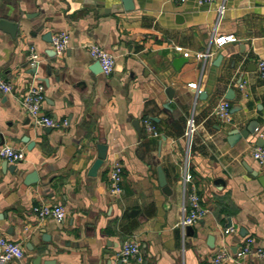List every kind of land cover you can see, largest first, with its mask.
<instances>
[{
  "label": "crops",
  "instance_id": "crops-1",
  "mask_svg": "<svg viewBox=\"0 0 264 264\" xmlns=\"http://www.w3.org/2000/svg\"><path fill=\"white\" fill-rule=\"evenodd\" d=\"M220 1L130 0L131 9L114 10L95 0H0V21L18 23L15 37L0 29V75L12 86L0 91V146L24 151L17 163L0 158V235L24 249L9 264H205L221 248L229 253L224 264H264V164L251 156L264 145V81L256 67L264 59V0H224L222 17ZM48 31L69 34L62 54L51 56ZM230 34L236 40L216 44ZM91 43L113 55L109 75L92 69ZM206 51L211 56L196 58ZM34 83L43 87L41 113L55 127L36 125L21 108ZM221 99L230 104L229 121L213 112ZM144 119L158 136L145 131ZM251 121L255 132L230 144L229 131ZM98 145L105 156L91 175ZM115 159L122 164L119 195L107 180ZM186 165L208 212L182 228ZM32 172L37 181L25 184ZM40 203H61L64 220L39 221L32 207ZM132 236L142 262L121 263L120 245ZM246 238L250 252L237 257L234 248Z\"/></svg>",
  "mask_w": 264,
  "mask_h": 264
},
{
  "label": "built area",
  "instance_id": "built-area-1",
  "mask_svg": "<svg viewBox=\"0 0 264 264\" xmlns=\"http://www.w3.org/2000/svg\"><path fill=\"white\" fill-rule=\"evenodd\" d=\"M184 2L185 0H176ZM217 2V0H196L198 5L210 4ZM225 1L222 0L217 3V12L219 17H222L225 11ZM70 36L66 31H60L52 35L51 46L56 54H62L68 47ZM236 38L233 35L220 36L216 39V44L221 46L226 42L234 41ZM88 53L91 58L99 63L100 72L104 75H109L115 65V60L112 54L102 49L95 43L88 44ZM186 54V53H185ZM196 58H206L211 56L210 51L198 52ZM32 60H37L36 54L31 55ZM257 72L261 79L264 81V59H260L256 63ZM194 87L195 84H189ZM12 90L11 84L0 75V91L3 93H10ZM43 87L40 83H34L29 86L24 96L20 100L21 108L33 120L36 125L45 127H55L56 122L49 116L41 113V106L43 102ZM213 112L223 121H229L230 104L228 100H219ZM63 124H66L63 122ZM143 125L145 131L152 136H158L155 125L148 119H144ZM195 131L194 118L191 116L186 121L185 135L191 137ZM251 156L259 164H264V145L255 146L251 150ZM0 158L8 163H17L24 158V151L21 148H15L9 145L0 146ZM122 164L118 160H113L107 171V180L109 190L119 195L122 193ZM182 183L184 187V201L182 205V217L178 224L185 228L186 226L196 223L207 212V208L201 204L200 195L197 187L193 183V176L190 173L187 165L182 174ZM32 212L39 221L46 218H51L57 223H61L66 216V209L61 203H40L32 207ZM225 233L228 229L224 230ZM251 239L246 238L244 245L236 251V256L240 257L250 252ZM261 256H264V251L258 250ZM24 257V249L20 242L13 241L7 237L0 235V264H9L12 261H19ZM229 257L226 249L221 248L218 250L205 264H224L225 260ZM117 258L121 263H129L131 260L142 262V257L139 249V243L134 236L125 238L118 250Z\"/></svg>",
  "mask_w": 264,
  "mask_h": 264
},
{
  "label": "water",
  "instance_id": "water-1",
  "mask_svg": "<svg viewBox=\"0 0 264 264\" xmlns=\"http://www.w3.org/2000/svg\"><path fill=\"white\" fill-rule=\"evenodd\" d=\"M110 3V7H113L114 10H120V6L121 5V10H129L132 8L131 4H130V0H95V3L96 5H100V4H104V3ZM4 27H7L9 30L6 31L11 37H15L16 35V31H17V28H18V23L17 22H7V21H0V29H3ZM43 28V26L40 24L38 27H37V30L40 31L41 29ZM43 39L47 42H51V39H52V32L51 31H48V32H45V34L43 35ZM52 54L51 56H53L55 54L54 50L52 49ZM217 60L221 59V55H218ZM174 66L176 67V65L174 64ZM92 69H94V71H100V66H99V63L97 61L94 62V64L92 65ZM47 70V73L50 72L51 68L50 67H47L46 68ZM44 82L47 83V81L44 79L43 80ZM165 93L167 95V98L168 99H171L172 97V92H171V88H166L165 89ZM200 98H202V94H200L199 96ZM225 98L226 99H232L233 98V90H228L227 91V94L225 95ZM138 120H136L133 124L135 126V129L137 132H139V128H138ZM257 128V123L255 121H251L249 122V124L241 129V130H237V129H232L229 131L228 133V142L230 144H233L236 140H238L239 138H244L246 139L249 135L253 134L255 132ZM34 142H29L28 143V148L33 146ZM105 149H106V146L104 145H98V150H99V154L96 158V160L93 162L92 166H91V169L89 171V174L91 175H94L95 172L97 171V169L99 168V166L102 164L103 162V159H104V152H105ZM6 162V161H5ZM7 169L10 171V172H17L15 171V166L12 165H8L7 166ZM157 172H158V182H159V186L162 188L163 192L166 193V194H169V188L166 184V180H165V176L161 170L160 167H158L157 169ZM36 177V178H35ZM29 178H34L32 181L28 182L27 179H25L24 183L25 184H29L31 182H35L37 181V174L36 172H32L31 175L29 176ZM259 181L261 183L262 186H264V175L260 176L259 177ZM6 217V214L2 213L0 214V219H3ZM9 232V231H8ZM235 252L237 250V247L234 248ZM43 264H54L53 261H49V262H44Z\"/></svg>",
  "mask_w": 264,
  "mask_h": 264
}]
</instances>
